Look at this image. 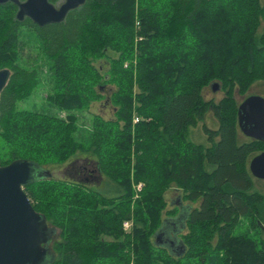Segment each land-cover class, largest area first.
Returning <instances> with one entry per match:
<instances>
[{
	"label": "trees",
	"instance_id": "obj_1",
	"mask_svg": "<svg viewBox=\"0 0 264 264\" xmlns=\"http://www.w3.org/2000/svg\"><path fill=\"white\" fill-rule=\"evenodd\" d=\"M17 13L0 4V71L10 72L0 166L82 161L98 171L92 185L49 174L24 186L54 230L50 264H264V195L249 170L264 141L240 140L235 97L264 83V0H86L44 27ZM27 43L43 65L24 59ZM45 75L52 111L19 110ZM214 83L219 102L203 94ZM108 86L113 117L81 124ZM210 111L215 130L204 124ZM200 124L205 144L194 137ZM173 189L197 206L169 208ZM176 219L181 255L156 244Z\"/></svg>",
	"mask_w": 264,
	"mask_h": 264
},
{
	"label": "water",
	"instance_id": "obj_2",
	"mask_svg": "<svg viewBox=\"0 0 264 264\" xmlns=\"http://www.w3.org/2000/svg\"><path fill=\"white\" fill-rule=\"evenodd\" d=\"M85 1L64 0L60 7L50 0H0V4L11 2L17 5L19 21L28 18L39 27H44L63 22L70 11L82 6ZM9 77L8 70L0 71V94ZM211 88L217 91L220 85L214 83ZM238 118L239 128L246 137L264 141L262 96L246 97L239 106ZM32 165L25 160H16L0 166V264H45L48 256L53 258L49 244L54 230L48 225L46 217L35 210L24 190V186L35 181L31 177ZM39 168L42 172L38 174V179L49 175L48 171ZM249 170L254 178L264 180V152L250 161ZM168 232V228L162 227L156 234V244L166 247L175 255H181L185 252V246L178 232L175 241L170 240Z\"/></svg>",
	"mask_w": 264,
	"mask_h": 264
},
{
	"label": "rangeland",
	"instance_id": "obj_3",
	"mask_svg": "<svg viewBox=\"0 0 264 264\" xmlns=\"http://www.w3.org/2000/svg\"><path fill=\"white\" fill-rule=\"evenodd\" d=\"M64 3V0H59L56 4H54L56 7H60L62 4ZM28 45L27 43V48L28 49L26 51V55H25V60L29 61L30 63L33 64V61H35V63L40 62V65H43L45 59L44 56L42 55V53L40 52L39 48L37 47V45L35 44H31ZM34 46V47H31ZM31 47V48H30ZM104 64V63H103ZM44 69H46L44 67ZM45 72V70H43ZM50 89V82L49 79H47V76L45 75L43 77L42 82L40 83L39 87L35 90V92L33 93V95L26 101L20 102L17 106L19 110H32V111H38V112H49L51 110V107L48 105L47 101H46V96L47 93L49 92ZM115 90L114 87L112 86H108L105 88L104 90V95L106 96L104 98L103 101L95 103L92 105V107L90 108L89 111H85V112H79V118H80V123L85 125L86 127H88L91 122H92V118L94 114H101L106 118H112L113 117V108L109 106L108 102H107V97ZM204 97L206 100H211V99H215L216 102H219L224 96V92H222L221 90H217V91H213V89L211 87H208L205 91H204ZM250 95H260L264 98V83L263 82H258L256 83L248 92V94L246 96H250ZM246 96H241L238 93H236V100L238 102V104L240 105L243 100L246 98ZM52 111V110H51ZM62 116H65V114H61ZM135 122V119H134ZM204 124L210 128V129H217L218 128V122L215 119L213 113L210 111L204 121ZM203 124H200L195 130H194V137L196 139V141L200 142V143H207V138L203 132V128H202ZM250 138L246 137L242 131L240 130V140L241 141H248ZM8 153V147L7 145L0 139V158H5L6 154ZM87 165L84 164V162L82 161H77L76 163L72 164L71 166L67 165H62V166H48V172L49 174L56 179H74V180H80V176H78V174L80 173V171H76L77 168H81V171H85V170H95L93 169L92 166H89L88 168L86 167ZM42 170L37 167L36 165H32V180H36L38 179V174L41 173ZM97 174L98 171L96 170ZM93 181L90 182H86L89 183V185H92ZM96 185V184H94ZM100 185V184H98ZM253 191H257L260 192L264 195V180H259L254 178V188ZM168 200H169V204L170 207L169 208H173L175 205H179L181 204L182 206L187 205L189 207H192L189 205V202H184L182 203L180 197H179V191H177L176 189H173V191H170L168 194ZM172 203V204H171ZM197 205L194 204L193 207H196ZM192 207V208H193ZM171 230H169L170 232H168V236L170 237V240H174L175 241V232H178L180 235H182L183 233H185V224L183 222H181V220H174L171 221ZM58 233V232H57ZM168 237V238H169ZM54 259V257L51 259L50 256L47 257V261L45 264H49L52 262V260Z\"/></svg>",
	"mask_w": 264,
	"mask_h": 264
},
{
	"label": "flooded vegetation",
	"instance_id": "obj_4",
	"mask_svg": "<svg viewBox=\"0 0 264 264\" xmlns=\"http://www.w3.org/2000/svg\"><path fill=\"white\" fill-rule=\"evenodd\" d=\"M76 171H80V173L78 174V176H80L81 180L90 182V181H98V174L96 172V170H83L81 171V168H77Z\"/></svg>",
	"mask_w": 264,
	"mask_h": 264
},
{
	"label": "built area",
	"instance_id": "obj_5",
	"mask_svg": "<svg viewBox=\"0 0 264 264\" xmlns=\"http://www.w3.org/2000/svg\"><path fill=\"white\" fill-rule=\"evenodd\" d=\"M137 122H139V119L135 118V123H137ZM142 188H143V185H142V184H138V185L136 186V190H137V191H141ZM124 227H125L126 229H129V228H130V224H129V223H125V224H124Z\"/></svg>",
	"mask_w": 264,
	"mask_h": 264
}]
</instances>
